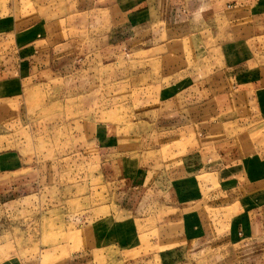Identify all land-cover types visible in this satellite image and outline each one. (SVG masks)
<instances>
[{
	"label": "rangeland",
	"instance_id": "374dc122",
	"mask_svg": "<svg viewBox=\"0 0 264 264\" xmlns=\"http://www.w3.org/2000/svg\"><path fill=\"white\" fill-rule=\"evenodd\" d=\"M139 1L0 0V264L242 263L227 237L230 207L202 197L219 190L208 164L264 154V90L259 113L237 110L249 124L218 125L204 143L201 125L236 109L206 104L203 88L223 84V42L237 66L249 39L263 53L264 17L249 18L257 0L241 1L240 56L223 10L186 8L173 32L123 29L117 7ZM33 24L44 33L31 46L8 34ZM187 84L201 101L193 122L176 125Z\"/></svg>",
	"mask_w": 264,
	"mask_h": 264
},
{
	"label": "crops",
	"instance_id": "0c3cea01",
	"mask_svg": "<svg viewBox=\"0 0 264 264\" xmlns=\"http://www.w3.org/2000/svg\"><path fill=\"white\" fill-rule=\"evenodd\" d=\"M241 1L237 0L234 4H230L232 0H140L139 4H137L139 6L128 10L124 9L123 12L120 11L121 8L117 7L119 9L118 14H122L124 17L119 25H124L123 29L147 26L163 27L167 31L173 32V30L176 31L184 27V24L182 23L181 26V22L179 21L183 17V13L181 12L185 11L186 8L189 12H197V15L201 11L210 13L213 10L217 11V8H219L218 10H223L227 16L232 15L234 19L232 23L230 22L231 30H234V42L239 45L236 52L241 56V52L245 50L243 43H245L244 38L246 37L242 33L241 35H236V31L239 34L238 29L244 23L243 15L248 12L244 10V4ZM249 10V18H263L264 0L255 1ZM180 17L181 19L178 20ZM13 29L16 28L11 25L10 29L7 30L8 34L13 33L17 35L15 38L19 39L18 44L20 46H31L33 43H37L39 41L38 35L44 33L41 24L27 26V28L20 29L21 31ZM262 33L258 34V36H264V32ZM249 40L251 42L247 48L251 49V53L245 55V51L242 52L243 58L246 61L238 66L235 63H228V51L226 50L227 47L224 46V42L223 46L218 47L221 61H223V84L219 83L218 85L219 87L223 86V89L217 91L218 85H215V88L212 85L203 88V91L206 92L204 101L206 104L212 102V106L215 107L219 105V108H221L223 106L224 111L229 109H236V111H234V116L231 115V120H211L206 121L204 124L200 123L202 124L201 131L207 135L202 141L204 143L212 142L214 137H217L216 129L218 125L223 128L224 123L236 122L237 120L239 122L240 118L243 119L241 124H249L248 119L244 121V116L239 115L238 108H243V110L256 109L258 113L259 109L262 108L261 101H259V91L261 89L264 90V69L260 67L258 62L264 61V51L263 53L258 52L253 45L252 38ZM198 90L202 92L201 87H198ZM180 92H182L181 94H187V101L183 105L187 106L188 112L185 114L181 113L182 115L175 124L186 123L188 126L194 120L189 111L195 107L194 103L201 101L200 95L197 92V85L194 84H187ZM197 93L198 96L196 95ZM176 97L167 100L168 103L170 101V103H178ZM173 108L180 109L178 105ZM170 114L175 116V111L172 110ZM250 116L254 118V114H250ZM223 133L228 134L226 136L227 139H231L230 134L223 131L220 133L219 140L223 139ZM221 143H223L222 140ZM203 151L207 153L205 148ZM244 156L252 157L246 161L247 158L245 159ZM244 156L241 158L236 157L234 164H231L233 160L227 162L228 164H220V166L218 164L214 166L216 163L212 165L208 164L211 167L209 174L214 179L208 183V187L214 186V188H219V190L202 198L206 203L204 205L212 206L214 209H217L219 206H223L225 209L230 207L228 209L232 211V216L227 237L231 246H236L237 253L242 258L241 264H264V154L256 150ZM221 157H224L223 152H221ZM215 183L216 185H213ZM191 228L190 225L187 230L189 236H195L200 233H196Z\"/></svg>",
	"mask_w": 264,
	"mask_h": 264
}]
</instances>
